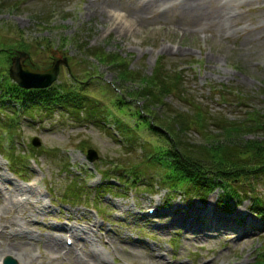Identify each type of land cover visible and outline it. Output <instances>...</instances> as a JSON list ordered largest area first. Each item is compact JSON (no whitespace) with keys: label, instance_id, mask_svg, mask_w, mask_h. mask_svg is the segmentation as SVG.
Here are the masks:
<instances>
[{"label":"rangeland","instance_id":"374dc122","mask_svg":"<svg viewBox=\"0 0 264 264\" xmlns=\"http://www.w3.org/2000/svg\"><path fill=\"white\" fill-rule=\"evenodd\" d=\"M17 49L27 52L24 62L39 69L53 58L66 57L52 84L75 86L76 108L54 104L24 109L14 98L6 99L0 88V252L15 242L27 250L30 261L7 252L0 260L253 264L264 257V218L251 211L249 197L239 204L232 199L221 204L214 189L201 201L193 193L170 191L160 182V169L144 167L146 131L111 102L119 91L114 86L119 69L89 55L103 51L143 77L155 69L163 75L180 70L177 91L163 97L168 109L190 115V107L199 105L209 115L239 120L248 109L264 111V0H205L198 7L190 0H0L2 83L5 75L14 82L8 68ZM137 85L127 82V88ZM133 104L139 105L137 98ZM12 110L18 117L15 131L4 114ZM101 114H106L102 120ZM114 114L137 133L124 136ZM198 129L191 124L187 137L200 140ZM256 135L261 133L244 136ZM34 137L39 144H32ZM147 138L156 141L155 136ZM89 149L96 153L93 160L86 157ZM137 163L146 171L134 184L120 183L111 174L114 164L117 172ZM106 170L110 175L104 179ZM104 183L108 186L98 187ZM253 184L264 194V176L254 178ZM37 188L44 191L42 196ZM52 233L62 244L57 253L45 244ZM74 256L83 259L77 262Z\"/></svg>","mask_w":264,"mask_h":264},{"label":"trees","instance_id":"16d2710c","mask_svg":"<svg viewBox=\"0 0 264 264\" xmlns=\"http://www.w3.org/2000/svg\"><path fill=\"white\" fill-rule=\"evenodd\" d=\"M90 54H94L92 56L100 63L119 69L115 72L118 84H114L119 91L111 102L116 104V109L120 110L121 115H129L135 120L139 129L143 128L146 131L143 143L149 145L146 148L148 155L145 158L141 156L142 161L147 169L155 167L161 170L162 184H165L170 191L180 189L184 194L193 193L201 201L209 192L218 189L221 204L231 199L239 204L249 197L251 211L264 218V194L253 184L254 178L264 176V111L252 108L246 110L241 119L228 120L219 115L213 116L206 111L203 112L199 105L190 107L193 110L190 115L170 110L163 97L169 92L177 91L181 82L180 70L168 74L165 72L163 75L155 69L151 75L143 77L123 65V60L115 59L103 51L94 50ZM70 75L71 80L76 84L77 77L74 73ZM2 79L5 81L0 82L1 91L3 88L2 92L7 93L8 99L14 98V101L24 109L49 108L54 104L76 108L74 105L76 96L72 95L76 87L70 83L64 82L61 86L54 83L44 88L24 89L11 82L7 75ZM127 82H137L138 85L127 88ZM179 93L182 96V92ZM70 96H73L72 99H69ZM134 98L139 101L138 106L133 104ZM159 105L166 107L160 108L161 111L156 110ZM1 109L3 104L0 105ZM4 114L10 120L8 127H12L15 131V123L18 119L15 112L6 111ZM120 114L112 115L114 123L120 131H123L121 132L124 136L125 134L128 138L134 136L137 132L133 128L127 129V126L120 122ZM105 115L101 114L100 120ZM191 124L202 132L198 141L191 140L186 135ZM252 131L260 132L261 135L244 136ZM147 136H155L156 141L149 142ZM13 149L11 140L7 151L11 154L14 152ZM7 160L11 162L8 157ZM137 164L139 166L131 164L127 168L120 167L117 172V166L114 164L115 169L111 174L120 183L127 184L129 181V184H134L146 171L142 165ZM126 173H130L129 179L125 178ZM109 175L107 170L104 171V179ZM107 186L108 184L104 183L98 187ZM222 208L224 209V206ZM253 264H264V257L254 261Z\"/></svg>","mask_w":264,"mask_h":264},{"label":"water","instance_id":"95a60500","mask_svg":"<svg viewBox=\"0 0 264 264\" xmlns=\"http://www.w3.org/2000/svg\"><path fill=\"white\" fill-rule=\"evenodd\" d=\"M27 57V52L17 49L11 56L8 74L19 86L24 88H44L52 84L56 79L60 64H67L66 57L53 58L50 65L45 69H39L24 62ZM32 144H39L37 137L32 139ZM96 156L94 150L89 149L86 157L93 160ZM7 264H13L9 256L6 259Z\"/></svg>","mask_w":264,"mask_h":264},{"label":"bare ground","instance_id":"6f19581e","mask_svg":"<svg viewBox=\"0 0 264 264\" xmlns=\"http://www.w3.org/2000/svg\"><path fill=\"white\" fill-rule=\"evenodd\" d=\"M153 1H155V0H148V3L149 2H153ZM205 0H190V3H191V5H194V6H200L201 5V3L202 2H204ZM142 2V1H141ZM184 2V1H183ZM183 2H181V3H183ZM185 3H187V2H185ZM184 4V3H183ZM90 6H92L93 8H95L96 9V5H93V4H90ZM148 7V6H147ZM210 8V7H209ZM212 8V7H211ZM92 9V8H91ZM202 9V8H201ZM215 9V8H214ZM196 10H198V9H196ZM199 10H200V8H199ZM189 12V11H188ZM203 12V11H202ZM212 12V11H211ZM214 12V11H213ZM218 12V11H217ZM216 12V13H217ZM219 17V16H218ZM121 23V22H120ZM25 89V88H24ZM29 89V88H28ZM33 89V88H32ZM36 89V88H35ZM27 90V89H26ZM41 90V89H40ZM78 156V155H77ZM79 157V156H78ZM70 158V157H69ZM88 159V158H87ZM81 160V159H80ZM75 164V163H74ZM76 165H78V164H76ZM88 165V164H87ZM88 167V166H87ZM93 170V169H92ZM91 170V171H92ZM87 171V170H86ZM84 174V173H83ZM83 177V176H82ZM99 178V177H98ZM113 181V180H112ZM17 186V185H16ZM120 186V185H119ZM15 187V186H14ZM41 187V186H40ZM17 189H19V188H17ZM118 189V188H117ZM32 190H33V188H32ZM2 191V190H1ZM10 191H12V190H10ZM20 191H22V190H20ZM4 193H6L5 191H4ZM10 193V192H9ZM41 196V195H40ZM6 197H8V196H6ZM28 198V197H27ZM31 198V197H30ZM34 198H35V196H34ZM33 198V199H34ZM40 198V197H39ZM5 200H6V198H5ZM9 200V199H8ZM24 201H25V199H24ZM6 202H8L7 200H6ZM14 202V201H13ZM22 202V201H21ZM11 203H12V201H11ZM26 203V202H25ZM9 205V204H8ZM39 205H42V204H39ZM3 206V205H2ZM13 206V205H12ZM35 206V205H34ZM113 207V206H112ZM127 207V206H126ZM8 208V207H7ZM119 208V207H118ZM20 209V208H19ZM59 209V208H58ZM57 209V210H58ZM38 212V211H37ZM148 212V211H147ZM124 213H125V211H124ZM33 215V214H32ZM157 215V214H156ZM203 217H205V216H203ZM150 218V217H149ZM200 219V218H199ZM206 221V220H205ZM207 224V223H206ZM94 225V224H93ZM99 225V224H98ZM15 227V226H14ZM73 228H72V232H74V233H76V231L78 230V228L77 227H75V226H72ZM60 228V227H59ZM62 228V227H61ZM89 228V227H88ZM195 228V227H194ZM93 230V229H92ZM97 230V229H96ZM12 231V230H11ZM15 231V230H14ZM13 231V232H14ZM80 231V230H79ZM78 231V232H79ZM82 231H84V229L82 230ZM70 232V231H69ZM81 232V231H80ZM95 233V232H94ZM101 233V232H100ZM72 235V234H71ZM74 235V234H73ZM89 235V234H88ZM87 235V236H88ZM62 236V235H61ZM64 236V235H63ZM75 237V236H74ZM91 237V236H90ZM84 238V237H83ZM93 238V237H92ZM94 238H96V237H94ZM61 239H63V238H61ZM81 239V238H80ZM87 239V238H86ZM78 241V240H77ZM96 242V241H95ZM25 243H26V241H25ZM28 243V242H27ZM31 244V243H30ZM45 244H46V247L48 248V250H50V251H52V252H55V253H57L56 252V250L58 249V247L60 246V245H62L61 244V242H60V237L58 236V235H53V233H52V235L51 234H49V235H47V237H46V240H45ZM28 246H30V245H28ZM82 246V245H81ZM45 247V246H44ZM64 247V246H63ZM27 248V247H26ZM65 248V247H64ZM92 248V247H91ZM60 250V249H59ZM5 253V252H7V253H9V254H11V255H13L14 257H16V258H18V260H20V261H22V260H29L30 261V258H29V256H28V252H27V250H23V249H21L20 247H19V244L18 243H15V242H10L6 247H3L2 249H1V252H0V255H1V253ZM75 252V251H74ZM30 254H31V252H30ZM65 254V253H64ZM63 254V256H65ZM86 254V253H85ZM69 255V254H68ZM88 255V254H87ZM92 255V254H91ZM32 256V255H31ZM71 256V255H70ZM78 256V255H77ZM73 257L74 258V260H76L77 262H79L81 259H83V258H81V257ZM53 259V258H52ZM85 259V258H84ZM92 259V258H91ZM96 259V258H95ZM57 260V259H56ZM53 261V260H52ZM72 261H73V259H72ZM87 261V260H86ZM90 262V261H89ZM92 262V261H91ZM22 263V262H21ZM28 263V262H27ZM87 263V262H86Z\"/></svg>","mask_w":264,"mask_h":264}]
</instances>
